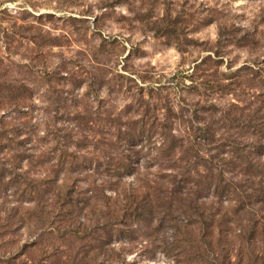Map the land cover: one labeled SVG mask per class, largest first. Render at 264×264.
Returning <instances> with one entry per match:
<instances>
[{"label":"rangeland","instance_id":"1","mask_svg":"<svg viewBox=\"0 0 264 264\" xmlns=\"http://www.w3.org/2000/svg\"><path fill=\"white\" fill-rule=\"evenodd\" d=\"M0 264H264V0H0Z\"/></svg>","mask_w":264,"mask_h":264}]
</instances>
